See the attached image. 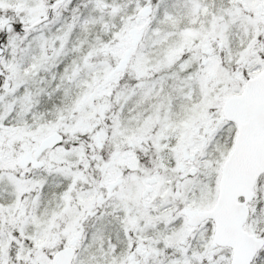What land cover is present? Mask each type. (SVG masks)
Listing matches in <instances>:
<instances>
[{
    "label": "snow or ice",
    "instance_id": "obj_1",
    "mask_svg": "<svg viewBox=\"0 0 264 264\" xmlns=\"http://www.w3.org/2000/svg\"><path fill=\"white\" fill-rule=\"evenodd\" d=\"M0 264H264V0H0Z\"/></svg>",
    "mask_w": 264,
    "mask_h": 264
}]
</instances>
